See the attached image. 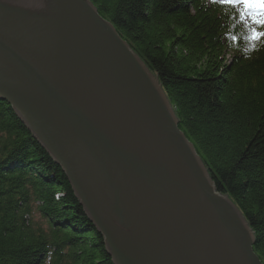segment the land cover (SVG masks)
<instances>
[{
    "label": "water",
    "instance_id": "95a60500",
    "mask_svg": "<svg viewBox=\"0 0 264 264\" xmlns=\"http://www.w3.org/2000/svg\"><path fill=\"white\" fill-rule=\"evenodd\" d=\"M0 100L113 264H262L157 77L89 0H0Z\"/></svg>",
    "mask_w": 264,
    "mask_h": 264
},
{
    "label": "trees",
    "instance_id": "16d2710c",
    "mask_svg": "<svg viewBox=\"0 0 264 264\" xmlns=\"http://www.w3.org/2000/svg\"><path fill=\"white\" fill-rule=\"evenodd\" d=\"M89 1L157 77L264 264V38L253 46L219 0ZM0 264H113L61 169L1 100Z\"/></svg>",
    "mask_w": 264,
    "mask_h": 264
},
{
    "label": "snow or ice",
    "instance_id": "6c2138e0",
    "mask_svg": "<svg viewBox=\"0 0 264 264\" xmlns=\"http://www.w3.org/2000/svg\"><path fill=\"white\" fill-rule=\"evenodd\" d=\"M219 2L239 10V18L248 27V39L253 46L264 38V31H259L257 28V26L264 28V0H219Z\"/></svg>",
    "mask_w": 264,
    "mask_h": 264
}]
</instances>
